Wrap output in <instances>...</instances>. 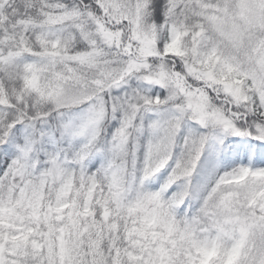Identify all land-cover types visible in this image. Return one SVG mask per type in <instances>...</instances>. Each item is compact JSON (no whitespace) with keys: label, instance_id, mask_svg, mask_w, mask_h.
<instances>
[{"label":"snow or ice","instance_id":"1","mask_svg":"<svg viewBox=\"0 0 264 264\" xmlns=\"http://www.w3.org/2000/svg\"><path fill=\"white\" fill-rule=\"evenodd\" d=\"M0 264H264V0H0Z\"/></svg>","mask_w":264,"mask_h":264}]
</instances>
